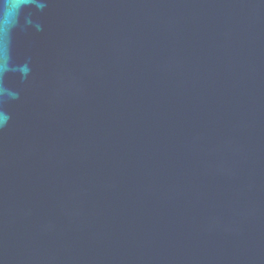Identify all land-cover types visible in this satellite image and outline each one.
Instances as JSON below:
<instances>
[{"label":"water","instance_id":"obj_1","mask_svg":"<svg viewBox=\"0 0 264 264\" xmlns=\"http://www.w3.org/2000/svg\"><path fill=\"white\" fill-rule=\"evenodd\" d=\"M0 264H264V0H0Z\"/></svg>","mask_w":264,"mask_h":264}]
</instances>
